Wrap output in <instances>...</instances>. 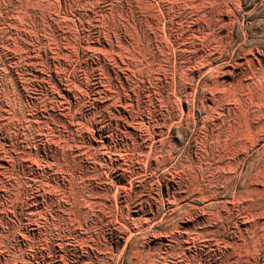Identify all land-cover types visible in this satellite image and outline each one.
I'll use <instances>...</instances> for the list:
<instances>
[{"label": "rangeland", "instance_id": "rangeland-1", "mask_svg": "<svg viewBox=\"0 0 264 264\" xmlns=\"http://www.w3.org/2000/svg\"><path fill=\"white\" fill-rule=\"evenodd\" d=\"M0 264H264V0H0Z\"/></svg>", "mask_w": 264, "mask_h": 264}]
</instances>
